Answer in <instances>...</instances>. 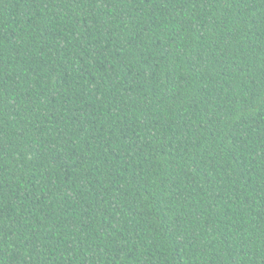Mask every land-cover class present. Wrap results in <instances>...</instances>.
<instances>
[{"label":"trees","instance_id":"1","mask_svg":"<svg viewBox=\"0 0 264 264\" xmlns=\"http://www.w3.org/2000/svg\"><path fill=\"white\" fill-rule=\"evenodd\" d=\"M0 264H264V0H0Z\"/></svg>","mask_w":264,"mask_h":264}]
</instances>
